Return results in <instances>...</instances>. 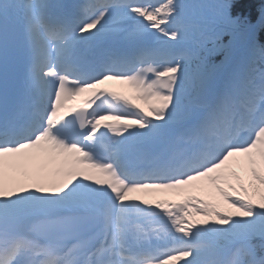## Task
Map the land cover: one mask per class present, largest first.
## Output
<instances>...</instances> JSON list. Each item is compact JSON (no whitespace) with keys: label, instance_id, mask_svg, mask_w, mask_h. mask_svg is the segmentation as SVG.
<instances>
[{"label":"snow or ice","instance_id":"snow-or-ice-1","mask_svg":"<svg viewBox=\"0 0 264 264\" xmlns=\"http://www.w3.org/2000/svg\"><path fill=\"white\" fill-rule=\"evenodd\" d=\"M230 3L0 0V264H264V8Z\"/></svg>","mask_w":264,"mask_h":264},{"label":"trees","instance_id":"trees-1","mask_svg":"<svg viewBox=\"0 0 264 264\" xmlns=\"http://www.w3.org/2000/svg\"><path fill=\"white\" fill-rule=\"evenodd\" d=\"M261 8H264V0H232L229 10L232 18L254 23ZM257 38L264 45V30H261Z\"/></svg>","mask_w":264,"mask_h":264},{"label":"bare ground","instance_id":"bare-ground-1","mask_svg":"<svg viewBox=\"0 0 264 264\" xmlns=\"http://www.w3.org/2000/svg\"><path fill=\"white\" fill-rule=\"evenodd\" d=\"M103 87H107L109 89H112V90H117V91H120L122 92L123 94H126V95H129V96H132L134 95L133 93H131L127 86L126 85H121V84H117V83H114V82H108L107 84L103 85ZM82 97H77L73 100H70V101H67L66 104H65V107L68 108V104H75V103H78L82 100ZM135 103H140L138 101H135ZM142 106V105H141Z\"/></svg>","mask_w":264,"mask_h":264},{"label":"rangeland","instance_id":"rangeland-1","mask_svg":"<svg viewBox=\"0 0 264 264\" xmlns=\"http://www.w3.org/2000/svg\"><path fill=\"white\" fill-rule=\"evenodd\" d=\"M160 1H161V0H158V2H155V3L158 4ZM141 2H151V3H152V0H141ZM205 7L210 8L211 5H206ZM189 16H192L193 18H196L195 13L192 12V11L189 12ZM203 198H207V197H203Z\"/></svg>","mask_w":264,"mask_h":264}]
</instances>
